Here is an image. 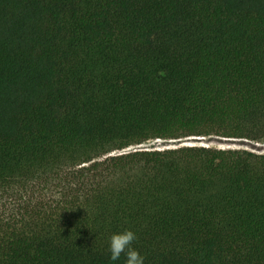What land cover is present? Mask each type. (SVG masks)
Wrapping results in <instances>:
<instances>
[{
  "label": "trees",
  "instance_id": "16d2710c",
  "mask_svg": "<svg viewBox=\"0 0 264 264\" xmlns=\"http://www.w3.org/2000/svg\"><path fill=\"white\" fill-rule=\"evenodd\" d=\"M264 0H0V264H264ZM139 145L143 147L139 148Z\"/></svg>",
  "mask_w": 264,
  "mask_h": 264
},
{
  "label": "water",
  "instance_id": "95a60500",
  "mask_svg": "<svg viewBox=\"0 0 264 264\" xmlns=\"http://www.w3.org/2000/svg\"><path fill=\"white\" fill-rule=\"evenodd\" d=\"M216 145L220 148H246L256 152L264 153V145L258 142L242 138H226L219 136H189L181 139L164 140L147 147L139 145V148H177L181 146H211Z\"/></svg>",
  "mask_w": 264,
  "mask_h": 264
},
{
  "label": "clouds",
  "instance_id": "9594fccd",
  "mask_svg": "<svg viewBox=\"0 0 264 264\" xmlns=\"http://www.w3.org/2000/svg\"><path fill=\"white\" fill-rule=\"evenodd\" d=\"M137 239V235L131 230L114 234L110 239V259L117 261L123 254L125 256V264H144L145 258L132 247L133 242Z\"/></svg>",
  "mask_w": 264,
  "mask_h": 264
},
{
  "label": "rangeland",
  "instance_id": "374dc122",
  "mask_svg": "<svg viewBox=\"0 0 264 264\" xmlns=\"http://www.w3.org/2000/svg\"><path fill=\"white\" fill-rule=\"evenodd\" d=\"M219 137H221V136H219ZM242 139H245V138H242ZM246 140H249V139H246ZM164 140H160V139H155V140H150L149 142H148V144L149 145H154V144H156V143H162ZM259 143V142H258ZM260 145H264V143H259Z\"/></svg>",
  "mask_w": 264,
  "mask_h": 264
}]
</instances>
